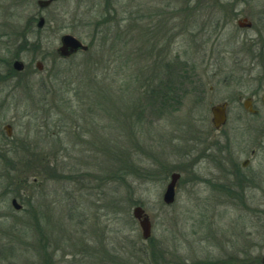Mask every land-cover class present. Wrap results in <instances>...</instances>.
<instances>
[{"label": "rangeland", "instance_id": "rangeland-1", "mask_svg": "<svg viewBox=\"0 0 264 264\" xmlns=\"http://www.w3.org/2000/svg\"><path fill=\"white\" fill-rule=\"evenodd\" d=\"M36 2L0 0V264H262L264 0Z\"/></svg>", "mask_w": 264, "mask_h": 264}, {"label": "water", "instance_id": "water-1", "mask_svg": "<svg viewBox=\"0 0 264 264\" xmlns=\"http://www.w3.org/2000/svg\"><path fill=\"white\" fill-rule=\"evenodd\" d=\"M57 0H37V5L40 8H46L48 7L51 3ZM242 21L245 23L243 24L241 21H238V26L240 27H250V23L247 22L246 18H243ZM44 20L42 17H39L38 22L36 24L37 28H42L43 27ZM88 47L84 45L81 41H79L77 38L65 34L62 35L60 38V47L57 49V53L60 57L65 58L68 57L77 51H86ZM36 67L38 70H41V64L39 62H36ZM12 68L16 71H21L23 68V64L21 62L15 61L14 64H12ZM263 102H264V96H263ZM226 103L222 104H216L210 108L212 118H211V123L213 125V128L215 130H219L220 127H222L225 122H226ZM244 108L253 112L251 108H249V99L245 100L244 102ZM5 129L7 130L8 134V129L9 126H6ZM179 178V174L173 173L170 175V180L169 183L166 185V188L163 192L162 195V201L166 205H171L174 202V196H175V188H176V183ZM11 205L15 209H19L20 206L17 204V202L13 199L11 201ZM132 216L133 218L137 221L138 226L141 231V237L142 239L146 240L150 236V230H151V222L148 218V216L145 214L143 208L140 206H135L132 209ZM262 264H264V257L262 258Z\"/></svg>", "mask_w": 264, "mask_h": 264}, {"label": "flooded vegetation", "instance_id": "flooded-vegetation-1", "mask_svg": "<svg viewBox=\"0 0 264 264\" xmlns=\"http://www.w3.org/2000/svg\"><path fill=\"white\" fill-rule=\"evenodd\" d=\"M37 3V2H36ZM50 6V5H49ZM48 6V7H49ZM47 8V7H46ZM39 19V18H38ZM15 61H18V60H13L11 63H8V64H14V62ZM18 62H21V61H18ZM21 64H23L22 62H21ZM264 96V95H263ZM263 96L261 97V100H262V103H264L263 102ZM247 99H249V108H251L253 111H254V113L256 114L257 113V111L253 108V103H252V99L251 98H247ZM227 104V103H226ZM226 107H227V105H226ZM225 114H226V110H225ZM6 126H9V129H8V134H7V130L5 129V127ZM224 126V125H223ZM222 126V127H223ZM3 129V132H4V134H5V136L6 137H10L11 136V126L9 125V124H4L3 125V127H2ZM221 128V127H220ZM248 161L246 160L244 163H247ZM243 163V164H244ZM178 174V173H177ZM179 177H180V175H179ZM179 179V178H178ZM178 181V180H177Z\"/></svg>", "mask_w": 264, "mask_h": 264}, {"label": "trees", "instance_id": "trees-1", "mask_svg": "<svg viewBox=\"0 0 264 264\" xmlns=\"http://www.w3.org/2000/svg\"><path fill=\"white\" fill-rule=\"evenodd\" d=\"M157 102V101H156Z\"/></svg>", "mask_w": 264, "mask_h": 264}]
</instances>
